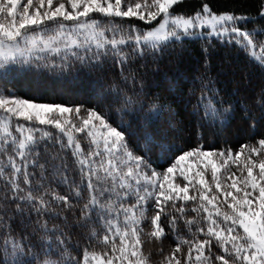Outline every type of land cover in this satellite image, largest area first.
<instances>
[{
  "label": "snow or ice",
  "instance_id": "1",
  "mask_svg": "<svg viewBox=\"0 0 264 264\" xmlns=\"http://www.w3.org/2000/svg\"><path fill=\"white\" fill-rule=\"evenodd\" d=\"M181 2L182 0H0V70L3 75L13 70L12 66H26L31 71L34 61L44 59L38 54L46 52L57 55L63 53L65 59L71 55L81 63L90 60L99 62L102 56L111 52L121 57L118 63H123L127 59L123 47L125 45L142 55L146 51L157 49L162 42L179 40L182 38L181 33L188 35L190 29L198 27L209 28V35H229L233 42L243 44L245 49L257 47L253 34L237 26L238 21L245 19L244 17L230 13L215 14L205 3L201 11L185 18L174 10V6ZM95 14L108 19H97ZM260 14L264 15V12ZM117 17L136 18L148 23L158 21V24L148 31H141L134 25L126 29L112 24V18ZM109 32L112 33L111 36L107 35ZM74 49H83L85 52H92V55L85 58ZM252 56L258 61H264V46L261 47L259 56L255 51ZM155 108L153 105V109ZM224 115L211 103L205 112V117L212 120H220ZM14 118L26 123H16L13 131ZM40 126L55 128L66 137V145L63 146L74 149L72 155L76 157L81 176L87 179L86 187L90 192H96L98 186L93 178L97 182L110 179L113 190L117 186L123 190L122 193H116L118 199L135 196L132 203H121L118 207L109 208L110 217H101L105 231L102 236L93 231L91 237H97V242L104 247L100 252L85 249L83 264H149V257L142 252L143 229L140 227L146 218L144 205L149 199H154V207L157 209L151 218L150 233L156 239L165 235L162 215L168 217L170 229L176 231L178 217L167 211L169 202H172L171 209L184 214L187 202L197 201L198 206L191 211L206 213L202 217L207 221L206 230L199 226L197 217L186 219L185 227L191 233L192 226H196L195 231L207 238L198 239L194 234L190 238L183 237L177 231L176 246L162 264H214V261H219L220 264H264V138L257 142L258 146L242 145L241 150L235 153L230 149L215 152L198 147L180 154L166 171L158 173L153 170L149 173L141 167L148 166L144 157L136 156L129 150L127 129L113 126L102 111L90 109L82 116L80 107L38 103L33 98H20L3 89L0 90V145H8L16 154L8 155L7 158V166L11 169L9 183L13 190L20 193L16 198L32 202L38 213L48 211L49 202L44 200L42 194H34L32 189H28L25 195V190L18 181L32 183L30 177L34 174L28 171L30 165L44 168L39 163V153L35 146L41 140L50 138L52 133ZM148 128L149 121L146 120L143 125L146 146L156 142ZM77 133H85L90 138V145L94 147L90 146L85 152L76 138ZM160 148L162 153L171 151V146L163 143ZM16 157H19V162ZM190 159L193 162L186 165ZM233 168L239 171V175ZM177 170L186 183L175 182ZM3 171L0 168V172ZM209 171L210 181L206 179ZM101 172L103 176L100 175ZM190 188L193 193L191 195ZM39 191L38 188L35 190ZM53 200L71 206L66 195L56 194ZM176 201H183L185 204L177 207ZM96 204V196H90L88 203L84 205L82 216L87 217V210ZM221 205H225L227 210H223ZM238 230H242V233ZM57 239L60 245L65 244L64 240ZM213 240L223 254L212 251ZM184 245H187V254L182 261L178 254L182 253ZM17 251L22 255H33L32 260H24L18 264H35L34 253H23L18 247ZM51 254L55 255L54 252ZM67 264H80V261L73 258Z\"/></svg>",
  "mask_w": 264,
  "mask_h": 264
},
{
  "label": "trees",
  "instance_id": "2",
  "mask_svg": "<svg viewBox=\"0 0 264 264\" xmlns=\"http://www.w3.org/2000/svg\"><path fill=\"white\" fill-rule=\"evenodd\" d=\"M205 3L214 13L244 17L238 21V26L251 32L254 39H264V15L260 14L264 12V0H182L174 10L191 15L201 11ZM95 16L100 20L108 19L99 14ZM111 22L126 29L134 25L141 31L158 23L119 17L112 18ZM255 43L258 50L264 46V40ZM123 47L127 55L123 63H118L121 57L111 52L102 56L99 62L90 60L87 63H81L71 55L65 59L63 53H41L39 55L44 59L34 61L31 71L26 66H12L13 70L3 75L0 70V90L7 89L18 97L33 98L36 102L80 107L82 115L90 109L102 111L113 126L127 129L129 150H140L138 156L144 157L151 165L150 170L158 173L166 171L185 151L199 147L204 151L230 149L235 153L242 145L258 146L257 142L264 138V61L253 57L243 44L233 42L232 37L220 39L203 35L171 40L142 55L133 52L128 45ZM73 51L85 58L92 55L83 49ZM209 103L225 113L220 120L205 117ZM146 120L149 121L148 131L153 133L156 141L148 146L143 138ZM40 127H46L52 133L50 138L35 146L39 163L44 168L30 165L28 171L34 174L30 177L32 183L18 182L25 195L28 189L36 195L42 194L49 202L48 211L38 213L32 202L16 198L20 193L9 183L11 169L7 166L8 155L16 154L8 145H0V168L4 169L0 172V264H18L33 259V255H22L17 247L23 253H34L35 264H67L73 258L83 264L85 249L100 252L104 247L97 242V237H91L93 231L103 235L105 229L101 217H110L109 208L132 203L135 196L123 197L122 201L113 203L100 200L108 193L107 185L113 187L112 183L97 182L93 178L98 186L96 192H90L86 187L87 179L81 176L76 157L72 155L74 149L63 146L66 137L50 126ZM79 142L86 149L83 140L79 139ZM161 143L171 146V151L162 153ZM16 159L19 162V157ZM232 170L239 175L237 169ZM206 179L210 181L211 177L207 174ZM175 182L186 183L179 170ZM37 188L39 192H35ZM117 189L118 186L116 193L121 192ZM56 194L68 196L71 206L53 200ZM92 195L96 196L97 204L89 208L84 217L81 213ZM171 203L167 211L178 217L176 231L170 229L168 217L162 215L165 235L160 239L150 235L151 218L157 211L154 199L144 205L146 218L140 225L143 229L142 252L149 257V264H162L171 254L177 243V231L183 237L190 238L194 234L198 239L207 238L195 231L196 226H192L191 233L185 227L186 219L197 217L199 226L207 228V221L202 219L206 213L191 211L198 206L197 201H188L184 214L171 209ZM175 203L177 207L185 204L183 201ZM221 208L227 210L225 205ZM238 231L242 233V230ZM57 238L65 244L60 245ZM212 243V251L223 254L215 240ZM53 252L55 255L51 254ZM186 254L187 245H184L182 253L178 254L182 261ZM214 264L220 262L214 261Z\"/></svg>",
  "mask_w": 264,
  "mask_h": 264
},
{
  "label": "rangeland",
  "instance_id": "3",
  "mask_svg": "<svg viewBox=\"0 0 264 264\" xmlns=\"http://www.w3.org/2000/svg\"><path fill=\"white\" fill-rule=\"evenodd\" d=\"M214 13V12H213ZM177 14H179V15H183V16H185V18H187V17H189V16H194L196 13H194V14H191V15H184V14H180V13H177ZM215 14H218V13H215ZM221 14H223V13H221ZM146 22V21H145ZM66 23H71V22H66ZM158 24V23H157ZM157 24H155L154 26H157ZM154 26H152V27H150V28H148L146 31H148V30H151ZM238 26V25H237ZM242 30V29H241ZM211 30L209 29V28H195V29H190L189 30V34L188 35H184L183 33H181V39H183V38H185V37H198V36H203V35H209L208 33L210 32ZM244 31H246V30H244ZM210 36H215V37H217V38H220V39H226V38H231V36H229V35H222V36H216V35H210ZM181 39H179V40H181ZM256 39V38H255ZM254 39V40H255ZM173 40H175V39H173ZM264 39H256L255 41H263ZM171 41V40H170ZM255 41H254V43H255ZM165 42H168V41H165ZM165 42H162V43H165ZM161 43V44H162ZM256 44V43H255ZM248 50L250 51V53L252 54V52L253 51H255L256 52V54H257V56H259L260 55V52H261V46H260V48H259V50H258V48L256 47L255 49H253V48H251V47H248ZM39 54H41V53H39ZM38 54V55H39ZM42 54H44V53H42ZM20 98H22V97H20ZM36 102V101H35ZM38 103H44V102H38ZM49 104H51V103H49ZM68 107V106H67ZM72 108V107H71ZM82 115V114H81ZM86 115V114H85ZM85 115H82V116H85ZM16 123H26V122H21V121H17V120H15V118L13 119V131H14V126H15V124ZM14 134H16L15 132H14ZM16 135H18V134H16ZM76 135V138H77V140H83V143L85 144V146H86V152H87V150L89 149V147L90 146H92V145H90V138H88L87 136H86V134L85 133H77V134H75ZM92 147H94V146H92ZM130 151H132L133 153H134V155H136V156H138V155H140L139 153H141V151L140 150H137V151H133V150H131L130 149ZM117 155H119V154H117ZM98 159V158H97ZM193 161L192 160H189V161H187V163H186V165L187 164H191ZM147 167H145L144 165H141V167L146 171V172H151V170H150V168H151V165L149 164V163H147ZM208 174V177H211V174H210V171H209V173H207ZM207 174H206V176H207ZM100 175L101 176H103V172H101L100 173ZM106 182L107 183H112V181L110 180H106ZM179 183H181V182H179ZM107 189H108V193H105V195L104 196H102V197H100V200H103L105 203L106 202H108V203H113V202H118V201H122V199H118L117 198V195H116V188L113 190V187H109L108 185H107V187H106ZM121 190V192L123 191L122 189H117V191H120Z\"/></svg>",
  "mask_w": 264,
  "mask_h": 264
}]
</instances>
